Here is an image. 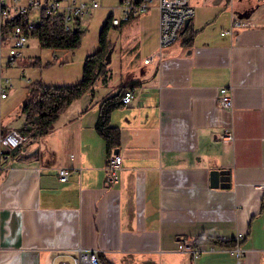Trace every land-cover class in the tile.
<instances>
[{
	"label": "crops",
	"instance_id": "1",
	"mask_svg": "<svg viewBox=\"0 0 264 264\" xmlns=\"http://www.w3.org/2000/svg\"><path fill=\"white\" fill-rule=\"evenodd\" d=\"M119 1L106 19L122 16ZM189 3L197 29L191 44L179 38L159 47L155 3L111 23V60H126L119 79L106 77L75 98L45 134L33 128L25 149L0 168V264L71 262L78 247L98 248L114 264H264V2L238 5L235 16L246 23L224 34L233 6ZM58 51L61 62L54 52L29 60L36 78L52 83L46 77L54 70L75 78L60 83L79 80L80 57ZM128 81L131 100L110 116L121 162L108 179L110 155L94 125L101 99ZM221 86L231 90L229 108L217 101ZM60 167L69 170L66 180ZM212 169H228L229 186L212 187ZM202 232L232 244L191 250Z\"/></svg>",
	"mask_w": 264,
	"mask_h": 264
},
{
	"label": "built area",
	"instance_id": "2",
	"mask_svg": "<svg viewBox=\"0 0 264 264\" xmlns=\"http://www.w3.org/2000/svg\"><path fill=\"white\" fill-rule=\"evenodd\" d=\"M230 6H233V0H229ZM156 4L159 13L158 20V43L159 47H164L181 37L185 22L194 15V7L189 0H120L119 7L122 16L111 18V23L118 24L121 19H128L130 16L145 12ZM98 0H29L25 5L7 4L0 0V99L5 98L12 89L13 82L11 78L5 75L3 67L13 65L17 56L21 54V49L27 43L32 35L34 27L40 22L42 14L62 15L64 28L66 30H82L84 28V18L91 13L92 8L98 7ZM38 10V16L33 18L34 12ZM18 16L17 22L12 21ZM229 27L222 30L221 33H231L235 26L246 23L245 19L235 16L231 9ZM10 43L6 44V41ZM6 47V51H4ZM148 58L145 59L147 61ZM133 95V87L128 88L122 96L123 104L128 103ZM217 101L222 107H231L233 100L231 90L226 86H221L218 90ZM224 138H231L229 131H225ZM26 135L17 127H3L0 123V168H2L8 158L12 156V150L25 141ZM121 162L118 153H113L107 161L108 179L116 178V170ZM69 170L67 167L58 169L59 178L66 180ZM261 187L264 189V182ZM244 235L238 232L235 240H239ZM201 242H195L191 247L193 251L201 250ZM239 253V251H237ZM98 248L78 247L72 256L71 262L61 261L59 264H102L99 259Z\"/></svg>",
	"mask_w": 264,
	"mask_h": 264
},
{
	"label": "trees",
	"instance_id": "3",
	"mask_svg": "<svg viewBox=\"0 0 264 264\" xmlns=\"http://www.w3.org/2000/svg\"><path fill=\"white\" fill-rule=\"evenodd\" d=\"M16 16L12 21L17 22ZM111 18L107 17L99 32V47L86 54L82 74L79 80L73 83L57 84L46 83L41 78H35L28 83L27 95L22 101L21 111L24 114L22 129L34 128L38 135L45 134L53 125L57 117L67 106L85 91H94L97 79L105 72L106 54L113 47V42L109 38ZM197 29L192 26L191 21L187 23L181 32V42L191 44ZM84 29L66 30L62 15L42 14L40 22L34 27L32 35L38 38L39 45L45 48L71 50L80 46ZM32 64L37 63L34 59ZM133 81H128L121 85L117 90L105 95L99 104L98 115L95 121V130L103 138L105 150L108 155H112L115 148L120 143L119 126L110 122L113 109L123 105L122 96L128 88L133 87ZM1 120V118H0ZM34 132V135H35ZM21 144L12 150L15 155ZM199 242H211L215 244H232L231 240H224L216 234L202 232L196 236ZM102 264H114L99 253Z\"/></svg>",
	"mask_w": 264,
	"mask_h": 264
},
{
	"label": "rangeland",
	"instance_id": "4",
	"mask_svg": "<svg viewBox=\"0 0 264 264\" xmlns=\"http://www.w3.org/2000/svg\"><path fill=\"white\" fill-rule=\"evenodd\" d=\"M210 0V3L215 6H222V8H226L225 10H228L230 12V4L227 5L225 3L226 0ZM264 0H233V11L235 15L237 13L239 14L240 9L238 8V5L241 4H259L263 3ZM118 4V0H100V5L95 9L92 10V16L87 15L84 18V22H86L87 19L89 21L86 22V26L84 29V34L82 37V42L79 47H76L74 49H71L75 53V61H77V57L79 56L81 61L83 62V59L85 58L86 53H90L98 48V38H99V32L102 28V25L106 19V9L107 7H112L113 5ZM91 14V13H90ZM120 28V27H119ZM111 30H113L112 27H110ZM110 30V31H111ZM59 49H51V48H45L41 47L38 42V38L35 35H31L29 38V45L24 46L21 51L22 54L19 56L18 60L14 63V65H17L16 67H11L7 69L5 72V75L9 76L13 82L12 89L10 90L8 96L6 98L2 99V102L0 103V122L3 126L6 125H12L19 128V130L26 135V137H30V132L33 130V127H30L28 129H22L21 126L24 122V114L21 111V104L25 96L27 95L28 90V83L30 80L35 79L39 76L38 70L39 68L32 69L30 65L27 63L31 58H34V55H41L44 57L51 56L54 52V54L58 55L57 61L61 62L63 59V52L58 51ZM82 54V55H81ZM124 52L122 51L121 55H123ZM119 57H114L112 60L106 63L105 72L99 76L96 83H100L101 85L104 84V78L107 77L108 81L110 83H113L115 80H118L120 77V72L123 73V71L126 69V60L125 58L118 59ZM79 60V59H78ZM51 77V78H50ZM29 79V80H27ZM46 79H52V83L57 84H67V83H60L59 79H65L67 81H72L73 76L70 74L69 76L63 75V78H60L57 71L49 70L47 72ZM77 81V80H75ZM73 81V82H75ZM70 82V83H73ZM35 136H39L37 132H35ZM30 139V138H28ZM27 143L25 141H22L21 143V149H25V145Z\"/></svg>",
	"mask_w": 264,
	"mask_h": 264
},
{
	"label": "water",
	"instance_id": "5",
	"mask_svg": "<svg viewBox=\"0 0 264 264\" xmlns=\"http://www.w3.org/2000/svg\"><path fill=\"white\" fill-rule=\"evenodd\" d=\"M217 1V0H216ZM188 21L185 22V25H187ZM111 51L112 49H109L107 54H106V63L111 60ZM115 153L119 152L118 148H115L114 150ZM211 175V186L216 187L218 185L222 187H227L229 186V172L228 169H212L210 171Z\"/></svg>",
	"mask_w": 264,
	"mask_h": 264
}]
</instances>
